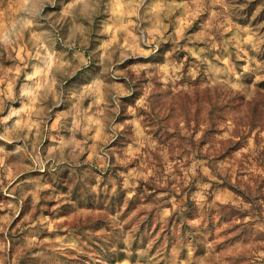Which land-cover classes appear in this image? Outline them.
Listing matches in <instances>:
<instances>
[{"label":"rangeland","instance_id":"obj_1","mask_svg":"<svg viewBox=\"0 0 264 264\" xmlns=\"http://www.w3.org/2000/svg\"><path fill=\"white\" fill-rule=\"evenodd\" d=\"M0 5H7L0 20L11 17L18 7L15 0H0ZM233 11L256 32L251 43L232 41L225 49L223 41L228 37L219 36L200 43L195 26L184 30L172 22L173 17L166 21L169 27L163 38L153 45L156 50L146 58L119 64L120 51L131 54L120 49L109 50L112 60L102 62L105 53L99 44L107 37L96 29L79 45L83 53L79 60L73 51L65 50L75 65L87 61L78 75L96 73L110 83L106 69L116 63L120 82L130 80L132 94L121 98L123 113L117 115L115 105L106 106L107 114L122 125L120 135L97 142L96 151L108 153L106 170L90 167L86 157H81L79 167L61 162L52 171L51 163L71 161L69 154L73 149L78 152L77 144L84 139L81 128L69 131L75 101L69 102V111H53L29 141L33 156L39 152L41 160L51 159L47 170L39 172L37 164L33 171L27 157H9L23 173L8 187L12 195L0 190V227L7 228L9 238L23 242L35 226L43 230L42 238L61 235L67 237L66 243L74 242L75 247L65 254L51 253L46 264H119L128 258L135 264L141 249L147 250L155 264H264V257L259 256L264 252V214L257 204L264 203V0H234ZM25 15L20 12L13 17L18 28ZM134 32L140 35L139 29ZM145 38L146 34L141 41ZM49 47H53L51 41ZM61 47L55 46L58 57ZM193 47L206 48L213 66H200L197 80L185 79L176 90L161 87L157 77L163 72L165 55L170 54L173 61L197 63L188 51ZM224 55L231 59L230 78L239 77V92L215 85L217 58ZM18 63L16 52H0V79L10 82L16 73L7 69ZM45 64L43 59L30 61L39 69ZM152 83L154 90L149 88ZM143 96H149L154 107L138 109L137 101ZM88 104L85 100L84 106ZM130 109L144 116L147 125V137L135 144L130 138ZM189 132L194 139L186 142ZM92 145L89 140L84 146L91 151ZM0 146L7 151L14 147L3 141ZM49 148L55 149L51 158ZM145 171L147 179L137 178ZM3 186H8L7 180ZM201 197L203 203L197 204ZM165 209H171V214L166 216ZM48 224L56 231L49 233ZM17 254L23 257L24 249ZM20 264L31 262L21 259Z\"/></svg>","mask_w":264,"mask_h":264},{"label":"clouds","instance_id":"obj_2","mask_svg":"<svg viewBox=\"0 0 264 264\" xmlns=\"http://www.w3.org/2000/svg\"><path fill=\"white\" fill-rule=\"evenodd\" d=\"M15 3L18 7L12 16L0 20V52H16L19 61L15 68L7 69V72L16 73L10 82L6 83L0 79V141L14 145L12 151L0 146V190L9 196L12 193L8 191V187L23 174L18 163L9 162V157L17 156L21 160L27 157L32 160L33 171H36L34 165L38 164L39 172H45L51 159L41 160L39 152L33 156L34 150H30L29 141L34 134L40 133L42 125L47 124L53 111H69L68 104L71 101H75L72 108L76 111L72 116L73 127H70L69 131L81 128L84 139L77 144L79 151L73 149L69 154L71 161L51 163L52 171H55L61 162L69 168L79 167L81 157H86L90 167H99L102 170L109 167L108 153L100 149V152H103L101 155L96 151V145L98 141L106 143L113 137H119L122 125L107 114L106 106L115 105L117 115L122 114L121 98L131 96V82H120L121 73L116 71V63H111L106 69L111 75L110 83H106L96 73L85 72L82 76L78 75L84 70L87 61L77 66L65 50L73 51L79 60L83 55L79 51V45L90 38L93 29L107 37L99 44V48L105 53L101 58L102 62L112 60V55L108 54L109 50L130 51V55L120 51L119 64L152 55L156 50L153 45L163 38L169 27L166 21H171L173 17L175 20L172 22H178L184 30L195 26L200 43H206L217 36L228 37L223 41L225 49L232 41H235L236 45L251 43L256 35L251 24H245L239 14L233 11L234 0H15ZM6 9L7 5H0V17L4 16ZM20 12L26 15L18 28V21L13 17H19ZM145 24L148 26L144 27ZM135 29L140 30L139 36L135 34ZM145 34L147 38L141 41ZM129 37L133 43H129ZM49 41L53 45L51 48ZM28 44L31 47H27ZM56 44L62 46L59 57ZM188 51L192 60L197 63L173 61L170 54L165 55L163 72L157 77L161 87L176 90L178 84L185 79L196 81L200 76V66H213V61L208 59L206 48L193 47ZM33 58L46 61L44 69L30 65ZM217 60L215 85L221 88L226 86L232 92L241 91L239 77L231 79L229 76L232 72L230 56L224 55ZM0 68H3V65H0ZM31 81H36L35 86L25 87V84ZM155 87V83L149 85L150 90ZM85 100L89 102L88 107L84 106ZM17 103L19 107L15 106ZM81 104L82 107H78ZM136 107L149 110L154 107V102L149 96H143L137 101ZM94 108L98 110L93 111ZM130 112L133 117L128 121L131 128L130 138L135 144L147 137V125L144 116L135 109H130ZM192 139L194 137L189 132L186 142ZM89 140L93 142L91 151L84 146ZM53 151L55 149H48L49 158ZM148 176L146 171L137 174V178L147 179ZM4 180L8 182L7 187L3 186ZM203 201L204 197H201L197 204ZM257 204L261 208V214H264V203L257 201ZM248 210H253L251 204L248 205ZM171 211L165 209L164 214L167 216ZM46 228L49 233L56 231L51 224L46 225ZM42 231L33 226V230L20 242L14 236L9 238L6 227H0V233H3V238L0 239V264H20L21 259L31 264H46L51 253L65 254L66 249L75 247L74 242L66 243V236L42 238ZM173 235L174 238H179ZM19 249H24L23 257L17 254ZM259 256L264 257V252L259 253ZM134 259L135 264H155L147 250L143 249L137 252ZM119 264H133V258L123 259Z\"/></svg>","mask_w":264,"mask_h":264}]
</instances>
